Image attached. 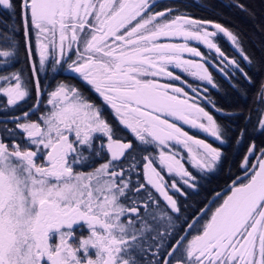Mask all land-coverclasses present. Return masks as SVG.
Masks as SVG:
<instances>
[{"label":"snow or ice","instance_id":"snow-or-ice-1","mask_svg":"<svg viewBox=\"0 0 264 264\" xmlns=\"http://www.w3.org/2000/svg\"><path fill=\"white\" fill-rule=\"evenodd\" d=\"M18 32L28 67L9 70ZM221 36L252 62L232 30L159 0H0V264H264L255 142L227 190L176 226L177 197L198 187L185 165L208 175L223 157L183 125L224 145L229 129L204 105L233 115L188 78L218 88L211 67L252 82ZM58 70L102 103L71 82L42 83ZM255 111L264 134V82Z\"/></svg>","mask_w":264,"mask_h":264},{"label":"trees","instance_id":"trees-1","mask_svg":"<svg viewBox=\"0 0 264 264\" xmlns=\"http://www.w3.org/2000/svg\"><path fill=\"white\" fill-rule=\"evenodd\" d=\"M159 3L161 8L170 7L169 3H171L196 18L221 23L238 36L244 54L249 56L252 61L251 63L244 61L240 51L234 48L226 38L222 36L218 38L219 46L229 58H240V66L245 69L252 81L251 83L246 81L238 71L233 72L234 78L228 81V78L218 70L211 69L219 87L209 89L208 95L217 102L218 106L222 107L224 112L233 113L231 117H226L223 113L215 112L209 105V109L214 116L229 129L227 142L224 145H220L223 157L222 163L217 170H221L222 183L227 178L224 174L228 168L230 172L235 166V163L231 161V157L240 155L253 142H255L257 147H261L257 142L261 143L264 141V134L252 130L257 120L255 109L257 107L259 88L264 79V0H159ZM236 3L243 4L247 11L236 7ZM16 38L19 41L20 54L18 58L24 59V62L18 63L17 59L10 69H27L23 34L18 32ZM201 48L207 53V49H204L202 45ZM48 74L53 81V74ZM233 84L237 85V87L233 88L231 86ZM241 111L243 114H240ZM249 113H251V123L247 125L248 134L241 143L237 144L236 140L240 130L245 127L244 117L248 116ZM195 133L192 132L193 135Z\"/></svg>","mask_w":264,"mask_h":264},{"label":"flooded vegetation","instance_id":"flooded-vegetation-1","mask_svg":"<svg viewBox=\"0 0 264 264\" xmlns=\"http://www.w3.org/2000/svg\"><path fill=\"white\" fill-rule=\"evenodd\" d=\"M20 62H24V59L18 58V63ZM211 69H215V68L210 67V71ZM11 70H15V69H11ZM48 73L53 74V81ZM74 77L75 74L67 70H58L55 73L51 71H46L41 74V81L43 84H46V86H48L49 88H54L57 82H71L73 84H76L78 87L83 88L86 94L92 95L93 99H96L97 103H102V101H100L99 98L96 97L94 93L89 92V89L86 85H84L79 79H76ZM188 79L190 82L201 84V87L206 86L208 87V89L212 88L210 85H206L204 82L192 81L190 77ZM228 81L230 80L228 79ZM33 103H34V98L27 100L26 103L22 104V109L27 108L29 105ZM204 106L206 107V110L210 111L209 105L205 104ZM19 110L20 109H18L17 111ZM105 110L106 112L110 111L107 108ZM33 119H35V116L33 117ZM186 131H188L190 135H193L191 130H186ZM257 143L258 145H261V147H264V141L261 143L259 142ZM247 148L240 155L231 157V161L232 163H235V166L230 172L228 168V170L224 174V176H226L227 178L222 183L221 181L223 177H220L221 170L220 171L216 170L208 175H203V174H198L195 169L194 170L191 169L190 165L188 164L185 165L186 167L189 168V170L193 171V174H196L198 176V180H197L198 187L195 190L187 189V193H188L187 195L177 197L178 203L181 206V212L179 214H175L180 216V220L176 222L177 227H180L183 224L185 218H190L199 215L198 210L203 208L209 200H212L217 192L223 193L227 190V186L230 185L231 180L234 179L235 176L239 173V161L245 154ZM83 234L84 235L87 234L86 228L83 229Z\"/></svg>","mask_w":264,"mask_h":264},{"label":"rangeland","instance_id":"rangeland-1","mask_svg":"<svg viewBox=\"0 0 264 264\" xmlns=\"http://www.w3.org/2000/svg\"><path fill=\"white\" fill-rule=\"evenodd\" d=\"M170 4V7H175V8H177L175 5H173V4H171V3H169ZM159 10V9H158ZM181 12H183L182 10H180ZM162 42H167V41H165V40H163L162 39ZM239 57L236 59V60H238V62H239ZM240 64V63H239ZM9 70H11V69H9ZM229 71H231V69H229ZM42 74V73H41ZM263 82H264V79H263ZM0 83H2V82H0ZM210 110V109H209ZM210 113H212V111L210 110ZM213 114V113H212ZM214 115V114H213ZM183 127H184V130H191L192 132H196L195 133V135L194 136H196L197 138H202V139H206L207 140V142H209V143H213L214 144V146H217V147H220V144H219V142H217V141H214V139L212 138V137H209V136H206V134H204V133H202V132H198V131H196V130H194V129H190L187 125H183ZM191 167V166H190ZM194 170V169H193Z\"/></svg>","mask_w":264,"mask_h":264},{"label":"water","instance_id":"water-1","mask_svg":"<svg viewBox=\"0 0 264 264\" xmlns=\"http://www.w3.org/2000/svg\"><path fill=\"white\" fill-rule=\"evenodd\" d=\"M230 44H231V42L230 41H228ZM232 45V44H231ZM233 46V45H232ZM234 47V46H233Z\"/></svg>","mask_w":264,"mask_h":264}]
</instances>
